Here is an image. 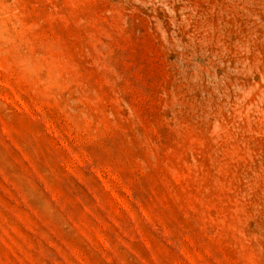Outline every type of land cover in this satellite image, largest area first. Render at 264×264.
Segmentation results:
<instances>
[{"label":"rangeland","instance_id":"rangeland-1","mask_svg":"<svg viewBox=\"0 0 264 264\" xmlns=\"http://www.w3.org/2000/svg\"><path fill=\"white\" fill-rule=\"evenodd\" d=\"M0 264H264V0H0Z\"/></svg>","mask_w":264,"mask_h":264}]
</instances>
